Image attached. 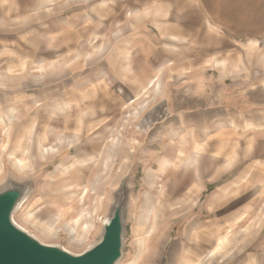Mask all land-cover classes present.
Returning a JSON list of instances; mask_svg holds the SVG:
<instances>
[{
	"label": "rangeland",
	"instance_id": "1",
	"mask_svg": "<svg viewBox=\"0 0 264 264\" xmlns=\"http://www.w3.org/2000/svg\"><path fill=\"white\" fill-rule=\"evenodd\" d=\"M9 184L76 255L125 194L120 264H264V0H0Z\"/></svg>",
	"mask_w": 264,
	"mask_h": 264
},
{
	"label": "water",
	"instance_id": "2",
	"mask_svg": "<svg viewBox=\"0 0 264 264\" xmlns=\"http://www.w3.org/2000/svg\"><path fill=\"white\" fill-rule=\"evenodd\" d=\"M29 195L25 185L0 191V264H120L125 252L127 199L122 194L103 223L100 240L76 255L61 245H48L14 221Z\"/></svg>",
	"mask_w": 264,
	"mask_h": 264
},
{
	"label": "bare ground",
	"instance_id": "3",
	"mask_svg": "<svg viewBox=\"0 0 264 264\" xmlns=\"http://www.w3.org/2000/svg\"><path fill=\"white\" fill-rule=\"evenodd\" d=\"M151 3V2H150ZM156 7V6H155ZM151 9H152V7H151ZM146 14V13H145ZM10 115H11V113H10ZM20 164H23V160H20V162H19ZM22 167H24L23 165H22ZM75 223H78V221L77 222H75ZM46 228H47V226H46ZM84 228V227H83ZM47 230V232H48V229H46ZM46 230H44V231H46ZM82 236H84V235H82Z\"/></svg>",
	"mask_w": 264,
	"mask_h": 264
}]
</instances>
